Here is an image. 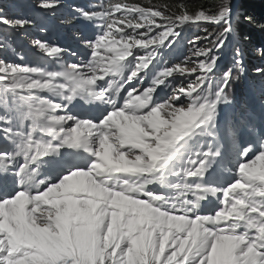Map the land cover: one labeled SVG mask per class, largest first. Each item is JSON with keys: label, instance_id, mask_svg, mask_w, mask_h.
<instances>
[{"label": "snow or ice", "instance_id": "1", "mask_svg": "<svg viewBox=\"0 0 264 264\" xmlns=\"http://www.w3.org/2000/svg\"><path fill=\"white\" fill-rule=\"evenodd\" d=\"M74 11L95 29L86 58L42 39L43 62L0 57V264H264V105L229 108L241 49L216 76L233 0ZM35 23L0 12L13 32ZM201 23L220 30L169 64Z\"/></svg>", "mask_w": 264, "mask_h": 264}, {"label": "trees", "instance_id": "2", "mask_svg": "<svg viewBox=\"0 0 264 264\" xmlns=\"http://www.w3.org/2000/svg\"><path fill=\"white\" fill-rule=\"evenodd\" d=\"M93 1L99 2V0ZM40 2L41 0H32V3L38 7ZM129 2L144 4L147 3V0H129ZM151 3L168 4L173 6L174 9L175 6L184 4L190 12H195L201 8H214L217 0H151ZM233 7L235 10L234 24L237 31L230 38L228 46L218 53L221 60L216 76L219 78L220 74L227 68L236 67L233 63L234 50L237 48L241 49L245 71L239 73V80L231 85L229 97L232 103L236 105H245L252 99L260 101L264 105V77H261L256 72L257 68H264V0H233ZM17 8H19V5H14V0H0V12L9 18L21 16V12ZM247 17H250L251 21ZM6 29L9 28L0 24V41L2 40L1 38L6 36L5 33H2ZM219 30L216 26L205 23L187 26L183 33H181L179 43L174 46L175 48L181 47L180 53L173 54V52H168L167 59L169 60V64L179 62V60L191 54L189 49L192 45L189 44V41L194 37L199 36L203 38L209 33H216ZM207 44V40H202L200 46ZM226 49H228L230 55H228ZM10 58L14 59V56ZM20 58L17 56L15 61L20 62ZM182 82L187 83L186 80ZM241 107L243 108V106ZM244 109L249 108L246 107Z\"/></svg>", "mask_w": 264, "mask_h": 264}, {"label": "rangeland", "instance_id": "3", "mask_svg": "<svg viewBox=\"0 0 264 264\" xmlns=\"http://www.w3.org/2000/svg\"><path fill=\"white\" fill-rule=\"evenodd\" d=\"M18 1H20V0H14V2H18ZM27 3H29V1L27 0ZM43 9H38V8H36V11L38 12V15H43L44 13H43V11H42ZM39 22L41 23L42 22V19H40L39 20ZM45 24H47V26L48 27H52V26H55L53 23H49V21L47 20V22L45 23ZM57 26H59V25H57ZM63 32H65V34H66V38H67V41H68V43H71V42H73V37L74 36H76V38H75V43L77 44V45H79L80 47H82L81 46V40H82V38H84V37H86V36H84V35H78V33H74L73 35H69L68 33H67V31L66 30H64ZM183 33V32H182ZM89 36H90V34H88ZM26 40V42L27 43H29V42H31V40H27V39H25ZM172 50V49H171ZM226 52L228 53V55H230L229 54V52H228V49H226ZM82 54H83V56H84V50L82 49ZM85 57V56H84ZM84 57L82 58V59H84ZM191 66V65H190ZM178 79H180V78H177L176 80H178ZM145 87L147 86V85H144ZM164 93H161V95H163ZM260 102V101H259ZM260 109H261V106H260ZM260 109L258 110V112L260 111ZM209 198H211V197H209Z\"/></svg>", "mask_w": 264, "mask_h": 264}]
</instances>
